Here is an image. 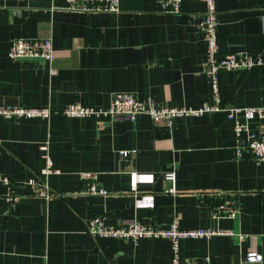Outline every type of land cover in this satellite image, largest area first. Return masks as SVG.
<instances>
[{
	"label": "crops",
	"instance_id": "obj_1",
	"mask_svg": "<svg viewBox=\"0 0 264 264\" xmlns=\"http://www.w3.org/2000/svg\"><path fill=\"white\" fill-rule=\"evenodd\" d=\"M218 58L240 52L260 58L250 68L221 69L220 103L264 102V0H215ZM202 0H181L178 12L160 0H119L117 11H80L65 0H0V106H48V118L0 115V174L19 199L8 204L0 181V264H172L167 238L136 241L88 233V220H138L224 233L178 241L181 263L264 264V160L234 155L236 137L224 111L155 123L147 114L70 117L72 102L109 105L131 92L172 105L212 100L206 41L198 29ZM16 38H50L54 58L8 57ZM250 130L264 138V121ZM248 132L239 139L246 141ZM48 141L59 171L46 179L40 143ZM127 151L123 155L121 151ZM173 170V183L164 179ZM98 173L106 194L90 193L80 172ZM46 180L48 197L26 184ZM173 187L172 189H169ZM233 205L234 216L216 212ZM257 252L259 262L246 261Z\"/></svg>",
	"mask_w": 264,
	"mask_h": 264
},
{
	"label": "built area",
	"instance_id": "obj_2",
	"mask_svg": "<svg viewBox=\"0 0 264 264\" xmlns=\"http://www.w3.org/2000/svg\"><path fill=\"white\" fill-rule=\"evenodd\" d=\"M206 5L205 13L198 23V29L206 41V77L208 79L212 100L204 101L198 106L172 105L166 102L156 101L153 97L138 98L131 92L118 91L113 93L109 105L91 106L84 103H68L61 109L62 114L70 117H124L134 120L138 114H147L155 123L170 124L175 117L180 116H198L203 113L224 111L226 117L232 121L233 131L236 137L234 146V155L241 157L244 151H249L257 160H264V138L250 130L252 120L264 121V102L256 106H238L228 107L220 103L218 73L221 69L231 70L239 68H250L260 64V58H253L250 55L238 52L226 53L223 57L218 58L217 39H216V7L215 0H202ZM67 7L80 11H117L119 0H65ZM163 10L168 12H178L181 6V0H160ZM8 57L11 59L20 58H42L51 62L54 58L52 42L50 38H16L12 41L8 49ZM52 109L48 106L29 107L25 105H5L0 106V115L7 118L17 117H43L48 118ZM242 132H248L246 141L239 139ZM42 152L43 166L40 169L45 179L52 173L59 170L54 167L51 155L49 153L48 141H43L39 145ZM123 155L127 151H121ZM164 179L173 183L176 174L173 170L166 171ZM98 173L94 171L80 172V178L87 181V190L90 193L106 194L107 191L98 186L96 180ZM0 181L6 186L5 199L8 204H14L18 201L19 195L15 193L12 187V181L7 175L0 174ZM26 184L31 186L33 192L38 196L48 197V184L46 180L38 181L29 178ZM173 187L169 188L172 189ZM216 212L224 215L234 216L237 209L233 205L220 203L216 206ZM87 231L91 235L99 237H114L123 240L136 241L141 238H167L172 242L173 257L172 264H183L178 257V241L182 238H199L224 233L214 228H181L175 217L169 225L155 226L145 224L138 220L132 219L116 226L108 225L101 215H95L88 220ZM261 254L257 252H248L246 261L259 262ZM185 264V263H184ZM192 264V263H186ZM202 264H212L210 258L206 256Z\"/></svg>",
	"mask_w": 264,
	"mask_h": 264
}]
</instances>
